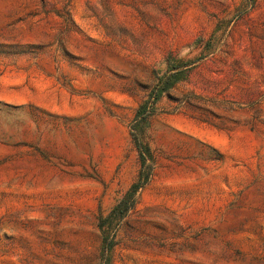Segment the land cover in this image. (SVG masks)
I'll use <instances>...</instances> for the list:
<instances>
[{
  "label": "rangeland",
  "instance_id": "rangeland-1",
  "mask_svg": "<svg viewBox=\"0 0 264 264\" xmlns=\"http://www.w3.org/2000/svg\"><path fill=\"white\" fill-rule=\"evenodd\" d=\"M144 177L110 264H264V0H0V264H99Z\"/></svg>",
  "mask_w": 264,
  "mask_h": 264
},
{
  "label": "trees",
  "instance_id": "trees-1",
  "mask_svg": "<svg viewBox=\"0 0 264 264\" xmlns=\"http://www.w3.org/2000/svg\"><path fill=\"white\" fill-rule=\"evenodd\" d=\"M166 69L162 75L157 77V82L150 93V100L148 103L141 105L136 113V119H144L152 114L153 104L160 98V96L171 89L177 82L183 80L191 71L195 61L190 59L176 58L168 55L165 58ZM137 146L139 142L136 141ZM140 148V146H138ZM142 174L140 175V177ZM139 180L133 183L125 197L120 199L118 203L111 209L106 216H100L98 220V227L102 234V249L99 264H110V252L114 245V235L116 228L120 221L125 216L127 210L134 205L137 192L146 183Z\"/></svg>",
  "mask_w": 264,
  "mask_h": 264
},
{
  "label": "bare ground",
  "instance_id": "bare-ground-1",
  "mask_svg": "<svg viewBox=\"0 0 264 264\" xmlns=\"http://www.w3.org/2000/svg\"><path fill=\"white\" fill-rule=\"evenodd\" d=\"M179 128H181V126L180 125H177ZM178 129V128H177ZM181 130V129H180Z\"/></svg>",
  "mask_w": 264,
  "mask_h": 264
}]
</instances>
